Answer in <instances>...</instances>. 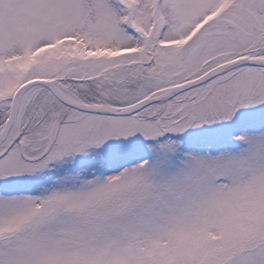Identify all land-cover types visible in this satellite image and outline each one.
I'll return each mask as SVG.
<instances>
[{"label": "snow or ice", "instance_id": "snow-or-ice-1", "mask_svg": "<svg viewBox=\"0 0 264 264\" xmlns=\"http://www.w3.org/2000/svg\"><path fill=\"white\" fill-rule=\"evenodd\" d=\"M0 264H264V0H0Z\"/></svg>", "mask_w": 264, "mask_h": 264}]
</instances>
